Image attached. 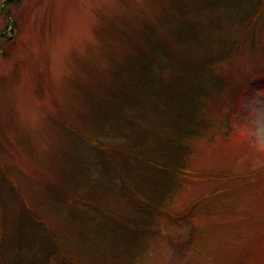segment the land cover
<instances>
[{"label":"rangeland","instance_id":"obj_1","mask_svg":"<svg viewBox=\"0 0 264 264\" xmlns=\"http://www.w3.org/2000/svg\"><path fill=\"white\" fill-rule=\"evenodd\" d=\"M160 14L157 0H0V264H264L261 24L202 97L185 172L142 185L157 214L104 173L101 150L136 131L130 108L118 133L95 111L126 53L113 32L136 44ZM129 223L144 227L132 241Z\"/></svg>","mask_w":264,"mask_h":264},{"label":"trees","instance_id":"obj_2","mask_svg":"<svg viewBox=\"0 0 264 264\" xmlns=\"http://www.w3.org/2000/svg\"><path fill=\"white\" fill-rule=\"evenodd\" d=\"M157 2L161 14L153 23L144 20L133 30V35L140 38L136 44L124 32H113L126 53L107 86V99L100 110H95L105 128L117 132L127 124L114 114L123 108L131 109L136 131L130 136L124 132L126 140H130L126 143L129 149L111 154L101 150L106 163L104 173L109 174V169L118 172L121 186H130L128 198L152 215L157 214L160 205L145 197L142 185L149 181L163 182L168 174L176 176L185 172V140L193 130L202 97L206 98L209 90L218 87V70L237 55L242 39L253 26L256 23L264 26V3L260 0ZM189 13L197 14L198 18L189 20L186 17ZM199 16H204L206 21L198 22ZM166 66L171 70L168 76L162 73ZM156 117H160V122ZM152 121L156 127L147 128ZM132 125L133 121L130 131ZM86 141L94 147L100 146L93 138ZM127 225L132 231L127 234L130 241L132 235H138V228H144ZM111 230L116 231L113 227ZM106 237L112 236L106 234Z\"/></svg>","mask_w":264,"mask_h":264}]
</instances>
